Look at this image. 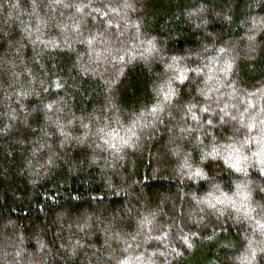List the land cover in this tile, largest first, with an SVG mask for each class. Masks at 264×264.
I'll use <instances>...</instances> for the list:
<instances>
[{
	"label": "clouds",
	"instance_id": "obj_1",
	"mask_svg": "<svg viewBox=\"0 0 264 264\" xmlns=\"http://www.w3.org/2000/svg\"><path fill=\"white\" fill-rule=\"evenodd\" d=\"M141 12L143 9L137 7L136 0H48L47 4L44 0H0V26H16L22 39L40 48L42 53H75L81 77L99 78L110 95L120 92L118 86L137 71L139 64L158 60L163 65L162 71L156 73L160 80L151 86L154 96L138 111L110 99L90 115L74 116L65 123L56 115L63 111L58 101L45 99V120L54 125L62 139L57 145L39 142L38 147L31 149L33 157L45 148L48 155L28 161L29 176L46 175L55 164L57 148L63 149L72 140L83 143L89 137L92 163L114 168L116 162L125 159L126 152L135 151L144 139L154 140L149 131L154 129L159 133L160 126L169 119L176 121L174 139L180 143L170 142L168 155L178 161L173 169L181 183L199 184L209 180L206 167L209 161H220L224 168L244 176L250 170L264 176V89L248 91L238 87L233 76L238 71L237 58L233 50L223 46L209 45L203 52L193 54L200 61L196 64L188 63L189 57L179 55H171L165 62L158 37L146 31L144 17L138 15ZM194 14L195 11L189 13ZM250 19L252 34L247 39L254 41L264 32V16ZM33 60L43 68L40 56ZM14 75L19 87L7 92L5 98L10 100L15 96L20 110L25 109L24 99L41 98L37 85L44 93H59L66 83H62L60 76L49 81L47 74L41 77L32 68ZM24 75L28 77L26 85L21 83ZM190 81L196 84L195 91L185 97V86ZM16 112V109L9 112L11 119H16ZM76 120L80 121L82 135L67 130ZM233 122L242 134L220 139L216 129ZM36 183V179L28 180L30 185ZM250 183H236L231 193L220 184L212 185L202 195L192 192L186 210L178 208L173 215L165 213L164 221L157 219L158 212L142 213L134 231L109 238L116 245L110 246L107 260L90 264H108V261L112 264H264V205L253 203ZM108 186L115 188V197L127 192V188L112 184L111 177ZM181 193L183 201L182 189ZM99 198L102 200L103 196ZM47 199L56 202L55 197ZM79 199L78 195L72 196V200ZM33 204L41 213L45 212L44 203L37 199ZM240 224L243 227L237 229L235 225ZM87 227V222L77 225L80 232ZM60 239L57 233L54 242L59 243ZM68 239L69 243H60V248L66 251L68 260H73L86 245L83 237ZM36 243L40 251L49 248L43 239ZM220 249L227 251L221 254ZM26 251L22 233L14 238L5 237L0 240V264H32L24 259ZM47 260L48 256H43L38 264H47Z\"/></svg>",
	"mask_w": 264,
	"mask_h": 264
},
{
	"label": "trees",
	"instance_id": "obj_2",
	"mask_svg": "<svg viewBox=\"0 0 264 264\" xmlns=\"http://www.w3.org/2000/svg\"><path fill=\"white\" fill-rule=\"evenodd\" d=\"M136 4L143 9L138 15L144 17L146 31L158 37L165 62L171 55H179L189 57L188 63L196 64L200 61L193 54L203 52L209 45L223 46L233 50L237 58L238 71L233 76L238 87L248 91L264 89V32L254 41L247 39L252 34L250 18L264 16V0H136ZM41 11H44L43 5ZM193 11L195 14L189 15ZM197 24L200 27H196ZM22 45L26 47L22 48ZM36 56H40L43 68L34 62ZM25 68H32L34 74L39 73L41 77L47 74L49 81L53 76H60L62 83H66L59 93H44L37 85L41 98L24 99L25 109L20 110L15 96L10 100L5 97L7 92L19 87L14 73L23 72ZM162 69L158 60L147 65L141 63L137 71L118 86L120 92L114 91L110 95L99 78L81 77L75 53H42L40 48L22 39L16 26H0V240L22 233L27 249L24 259L31 260L32 264H38L46 255L47 264H90L107 260L110 246L116 245V241L109 238L117 233L126 235L134 231L142 213L158 212L157 219L164 221L165 213L173 215L178 208L186 210L191 203L190 193L202 195L214 184H220L231 193L236 183L251 181L249 189L253 203L264 205V176L257 170H250V174L244 176L224 168L220 161H209L206 165L209 180L199 184L181 183L173 169L178 161L168 155L170 142L180 143L174 139L176 121L171 119L160 126L159 133L150 130L148 135L155 139H144L135 151L126 152L125 159L116 162L114 168H102L92 163L93 148L89 146V137L83 143L72 140L63 149L57 148L55 164L46 175L29 176L28 161L48 155L45 148L33 157L31 149L38 147L39 142L57 145L62 139L54 125L45 120V99L58 101L63 111L56 115L65 123L74 116L90 115L110 99L131 111H138L154 96L151 86L160 80L156 73ZM27 80L24 75L21 83L26 85ZM195 87L196 84L190 81L185 86V97L191 96ZM12 109L17 110L14 120L9 116ZM236 129L233 122L220 125L216 132L220 139H226L242 134V130ZM67 130L73 135L83 132L79 120ZM46 132L54 135L48 136ZM109 177L112 184L127 188V192L115 197V188L108 186ZM29 179H36L37 183L30 185ZM73 195H78L79 201L72 200ZM40 196L46 199L39 200L37 197ZM50 197H55L56 202L47 199ZM37 199L45 204V212L41 213L39 207L34 206ZM85 222L89 227L80 232L77 225ZM235 227L239 229L243 225ZM57 233L62 237L59 243L54 242ZM69 237L73 240L83 237L86 245L78 250L73 260H68L66 251L60 248V243H69ZM38 239L49 245L50 255L49 248L38 250ZM226 251L220 249L221 254ZM108 264L112 262L108 261Z\"/></svg>",
	"mask_w": 264,
	"mask_h": 264
}]
</instances>
